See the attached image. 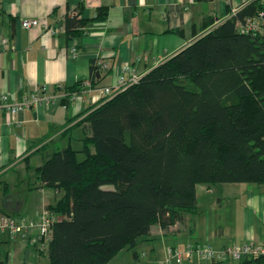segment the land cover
Segmentation results:
<instances>
[{
    "label": "trees",
    "instance_id": "obj_1",
    "mask_svg": "<svg viewBox=\"0 0 264 264\" xmlns=\"http://www.w3.org/2000/svg\"><path fill=\"white\" fill-rule=\"evenodd\" d=\"M263 9L260 0H248L136 83L79 114L80 150L45 153L39 178L62 192L47 207L54 218L49 264H107L152 225L168 233L184 214L196 213L198 184H264V24L238 29ZM82 23L66 20L69 31ZM98 70L93 61L92 82L100 80ZM81 83L67 87L68 96ZM228 264H264V254Z\"/></svg>",
    "mask_w": 264,
    "mask_h": 264
},
{
    "label": "crops",
    "instance_id": "obj_2",
    "mask_svg": "<svg viewBox=\"0 0 264 264\" xmlns=\"http://www.w3.org/2000/svg\"><path fill=\"white\" fill-rule=\"evenodd\" d=\"M247 1L0 0V41L5 40L0 47V93L17 100L47 88L38 92L45 101L36 108L13 117L0 112V216L36 220L56 203L62 192L45 187L36 169L45 153L68 145L82 148L85 132L77 125L81 117L77 116L99 101L101 88L116 83L122 65L146 74ZM69 17L82 25L69 31ZM22 19H35L46 27L26 30ZM93 61L106 65L96 72L98 83L91 79ZM79 81H89L91 87H79L68 96L67 87ZM66 95L77 98L66 105ZM195 197L196 213L184 214L168 233L158 224L151 226L149 235L136 245L145 249L132 253L134 261L148 257L144 264H167L168 247L189 243L223 248L264 242V184H198ZM40 245L36 230L27 238L0 234V261L49 264L47 247ZM183 264L213 263L193 259Z\"/></svg>",
    "mask_w": 264,
    "mask_h": 264
},
{
    "label": "built area",
    "instance_id": "obj_3",
    "mask_svg": "<svg viewBox=\"0 0 264 264\" xmlns=\"http://www.w3.org/2000/svg\"><path fill=\"white\" fill-rule=\"evenodd\" d=\"M234 14V13H233ZM264 12H258L254 17L246 19L244 25H239L238 29L241 32H250L254 29L262 27L264 22ZM20 25L23 29H31L34 27L45 28V24L40 23L35 19H22ZM49 32L54 33V29H47ZM261 30V29H260ZM5 43V40L0 41V47ZM96 64L105 68L104 62H96ZM141 75H137L131 72L128 65L120 67L116 84L114 86H107L102 89L104 99H110L127 86L136 83L140 79ZM81 87H91L89 81H83ZM46 87H40L33 92L22 95L17 100H9L8 96L4 93H0V112H6L10 116L36 108L45 99L38 93L46 91ZM40 90V91H39ZM77 95H72L69 101H75ZM102 97H99L100 100ZM53 216L47 209L42 210L41 214L36 220L29 219L24 216H0V233L7 234L10 238L19 235L23 238H27L30 230H36L38 239L41 241V249L47 247L51 239V225L53 223ZM35 240H32L33 243ZM264 254V242H247L243 244L231 245L223 248H214L206 243H189L184 248L168 247L166 250L165 262L167 264H183L193 259L211 262L213 264H225L234 262L241 259L244 256H254Z\"/></svg>",
    "mask_w": 264,
    "mask_h": 264
},
{
    "label": "rangeland",
    "instance_id": "obj_4",
    "mask_svg": "<svg viewBox=\"0 0 264 264\" xmlns=\"http://www.w3.org/2000/svg\"><path fill=\"white\" fill-rule=\"evenodd\" d=\"M261 2H262V4L264 5V0H260ZM262 12H264V9L263 10H261ZM260 12V11H259ZM262 21L264 22V18L262 19ZM125 65V64H124ZM126 65H128L129 67H130V70H131V72H133V73H135V74H137V75H140L139 73H137L136 72V70L130 65V64H126ZM123 66V65H122ZM119 70H120V68L118 69V72H117V77H118V73H119ZM117 81V80H116ZM116 84V83H115ZM114 84V85H115ZM113 85V86H114ZM107 87V86H106ZM103 88H105V87H103ZM103 88H101V92H102V89ZM101 99L98 101V102H101V101H104L105 99H104V96H103V94L101 93ZM113 97V96H112ZM111 98V97H110ZM97 102V103H98ZM83 116H81L80 117V119L82 118ZM76 119V118H75ZM77 121H78V119H76ZM76 145L77 144H75L74 145V147L76 148ZM84 157V155L82 154V153H78L77 154V159L78 160H81L82 158ZM41 214V213H40ZM5 216V215H4ZM10 216H13V215H10ZM0 234H3V233H0ZM143 249H145V247L144 246H135L133 249H131V250H127V249H122V250H120L113 258H112V261L110 260V262H108L107 264H144V262H145V260H147V258L148 257H146L145 259H144V257L143 258H141L139 261L138 260H136L135 259V261H134V259H132V253H133V251H141V250H143ZM167 250V249H166ZM48 262V261H47ZM46 262V263H47Z\"/></svg>",
    "mask_w": 264,
    "mask_h": 264
}]
</instances>
